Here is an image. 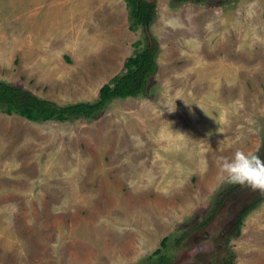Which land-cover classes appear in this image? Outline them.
I'll use <instances>...</instances> for the list:
<instances>
[{"label": "rangeland", "instance_id": "1", "mask_svg": "<svg viewBox=\"0 0 264 264\" xmlns=\"http://www.w3.org/2000/svg\"><path fill=\"white\" fill-rule=\"evenodd\" d=\"M154 1L147 95L93 120L0 110V264H140L183 230L170 264L219 262L226 246L232 264H264V199L225 243L256 190L207 211L221 157L264 159V0ZM130 23L126 0H0V79L92 101L142 37Z\"/></svg>", "mask_w": 264, "mask_h": 264}, {"label": "trees", "instance_id": "2", "mask_svg": "<svg viewBox=\"0 0 264 264\" xmlns=\"http://www.w3.org/2000/svg\"><path fill=\"white\" fill-rule=\"evenodd\" d=\"M182 1L212 5L211 0H178L175 4ZM228 2L219 0L215 4ZM126 3L129 7L130 27H141L142 37L134 42L135 49L125 58L123 70L118 72L111 81L101 85L96 99L60 103L40 96L20 84L0 79V110L6 113H17L35 121H64L70 118L93 120L101 116L107 102L114 97L147 95L153 87L158 68L159 47L156 36L149 31V25L156 17V3L154 0H126ZM243 189L251 188L232 185L227 181L221 184L214 192L207 211L214 214L222 203ZM256 192L253 198L246 202L234 216L232 227L225 236L226 244L239 234L247 213L264 199V192L260 190H256ZM207 221L208 219H204L199 225L203 226ZM187 234L188 232L183 230L180 235L174 232L164 235L160 240V246L156 247L140 264H170L172 253L168 249L169 243L170 246L172 244L181 246V242ZM225 250L224 258L219 259V262L213 260L210 264H232L234 252L227 246Z\"/></svg>", "mask_w": 264, "mask_h": 264}, {"label": "clouds", "instance_id": "3", "mask_svg": "<svg viewBox=\"0 0 264 264\" xmlns=\"http://www.w3.org/2000/svg\"><path fill=\"white\" fill-rule=\"evenodd\" d=\"M219 165L229 184L264 192V159L258 155L237 150L231 158L221 157Z\"/></svg>", "mask_w": 264, "mask_h": 264}, {"label": "flooded vegetation", "instance_id": "4", "mask_svg": "<svg viewBox=\"0 0 264 264\" xmlns=\"http://www.w3.org/2000/svg\"><path fill=\"white\" fill-rule=\"evenodd\" d=\"M205 4V3H204ZM205 5H207V4H205ZM207 8H209L210 7V5L209 6H206Z\"/></svg>", "mask_w": 264, "mask_h": 264}]
</instances>
